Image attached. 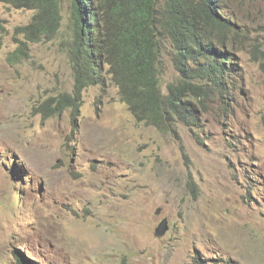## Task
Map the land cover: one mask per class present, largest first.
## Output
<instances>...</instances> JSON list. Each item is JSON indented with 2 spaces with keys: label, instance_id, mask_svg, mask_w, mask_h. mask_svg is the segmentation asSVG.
<instances>
[{
  "label": "rangeland",
  "instance_id": "obj_1",
  "mask_svg": "<svg viewBox=\"0 0 264 264\" xmlns=\"http://www.w3.org/2000/svg\"><path fill=\"white\" fill-rule=\"evenodd\" d=\"M62 10L57 38L15 62L35 12L0 2V264L12 250L31 264H264V0H226L237 91L207 87L198 127L177 134L139 123L114 83L87 89L77 116L44 108L74 90L72 2Z\"/></svg>",
  "mask_w": 264,
  "mask_h": 264
},
{
  "label": "trees",
  "instance_id": "obj_2",
  "mask_svg": "<svg viewBox=\"0 0 264 264\" xmlns=\"http://www.w3.org/2000/svg\"><path fill=\"white\" fill-rule=\"evenodd\" d=\"M70 1L74 90L44 104L53 115L77 112L84 92L94 86L107 87L109 78L139 123L177 134L179 123L196 126L198 110L192 100L206 96L207 87L229 95L242 71L243 58L233 43L241 33L226 11V0ZM0 2L35 12L32 22L18 29L25 41L11 55L15 62L30 59L31 44L52 41L62 30L63 0ZM168 47L173 49L179 76L164 91L161 82ZM16 259V264H31L24 257Z\"/></svg>",
  "mask_w": 264,
  "mask_h": 264
},
{
  "label": "clouds",
  "instance_id": "obj_3",
  "mask_svg": "<svg viewBox=\"0 0 264 264\" xmlns=\"http://www.w3.org/2000/svg\"><path fill=\"white\" fill-rule=\"evenodd\" d=\"M226 6V5H225ZM12 7V6H11ZM19 10V9H18ZM31 11V10H30ZM227 11V10H226ZM228 13V12H227ZM243 60V59H242ZM243 65V64H242ZM243 68H242V71H241V73L243 72V70H244V65L242 66ZM240 73V74H241ZM239 77V76H238ZM238 77L236 78V79H234V81H233V84H234V86L230 89V91H229V95H231V93L232 92H236L237 91V87H236V82H238L237 81V79H238ZM107 81H108V83L110 84V83H112L110 80H109V78H107ZM85 93V92H84ZM228 95V94H227ZM84 99V98H83ZM124 103V102H123ZM128 107V106H127ZM229 107V106H228ZM81 107H79V109H80ZM79 109H78V111L77 112H75L74 110H73V112H74V115L75 116H77L78 115V113H79ZM225 111L228 113V114H232L233 112L232 111H230L229 109H227V106H226V108H225ZM131 112V111H130ZM198 112H199V110H198ZM132 113V112H131ZM134 116V115H133ZM197 117H198V114H197ZM144 124V123H143ZM194 127H198V125H197V121H196V126H194ZM14 169H16L17 170V172H18V169L17 168H14ZM13 173H14V175H16V172H14V170H13ZM159 211H161L160 213H159V215L157 214ZM157 213H156V215L158 216V217H161V215H162V209H158V211H157ZM165 219H167V218H164L161 222H160V224H159V226H158V228L156 229V231H155V237L157 238V239H163V238H165L166 236H167V234H166V236L165 237H163V238H158L157 236H156V232H157V230L159 229V227H160V225H161V223L165 220ZM168 220V219H167ZM168 223H169V220H168ZM169 231H170V224H169ZM168 231V232H169ZM12 252L14 253V258L16 259V256H21V257H24L26 260H27V262H29L30 260H28L27 259V257L25 256V255H23L21 252H19L18 250H12ZM17 253V254H16ZM16 261H17V259H16ZM18 262V261H17Z\"/></svg>",
  "mask_w": 264,
  "mask_h": 264
},
{
  "label": "water",
  "instance_id": "obj_4",
  "mask_svg": "<svg viewBox=\"0 0 264 264\" xmlns=\"http://www.w3.org/2000/svg\"><path fill=\"white\" fill-rule=\"evenodd\" d=\"M160 212H161V211H159L157 214L159 215ZM168 231H169V223H168V220L165 219V220L161 223L159 229L157 230V232H156V236H157L158 238H163V237L166 236V234L168 233Z\"/></svg>",
  "mask_w": 264,
  "mask_h": 264
}]
</instances>
